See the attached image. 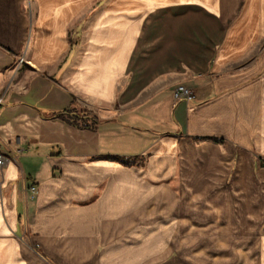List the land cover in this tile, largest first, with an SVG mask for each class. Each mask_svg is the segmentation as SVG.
<instances>
[{"label":"crops","instance_id":"0c3cea01","mask_svg":"<svg viewBox=\"0 0 264 264\" xmlns=\"http://www.w3.org/2000/svg\"><path fill=\"white\" fill-rule=\"evenodd\" d=\"M74 99L95 130L51 119ZM0 100V264L257 260L264 0H0Z\"/></svg>","mask_w":264,"mask_h":264},{"label":"rangeland","instance_id":"374dc122","mask_svg":"<svg viewBox=\"0 0 264 264\" xmlns=\"http://www.w3.org/2000/svg\"><path fill=\"white\" fill-rule=\"evenodd\" d=\"M107 5V4H106ZM103 9H106V7L103 5V6H101V3H99V4H96V5H93L92 4V6L89 8V10H90V18H91V23L94 21V17L101 11V10H103ZM88 14H89V12H88ZM88 17V16H87ZM79 22H81V19H78L76 22H75V24H74V28H73V30L71 31V32H74L75 31V28L76 27H78V25H79ZM22 60H24L23 58H20L19 59V64H23L24 62H22ZM15 68V66H12V70ZM44 77H48L47 76V74H45V76ZM49 87V86H48ZM52 87V86H51ZM53 88V89H52ZM51 88V91L49 92V94H48V97L50 98V97H53L54 96V94H55V91H53V90H55V87H52ZM59 89V88H58ZM53 93V94H52ZM59 93L61 94V96H63V93H62V90L61 89H59ZM58 101H59V104H60V106H62V105H64L63 104V100L61 99V98H59L58 99ZM76 105H78V109H81V110H88V111H90L88 108H86V107H84V106H82V105H80L78 102H77V100L76 99H74V101H73ZM93 114H94V116H96L97 118H98V120L100 119V117H99V115L97 114V113H95V112H93V111H91ZM103 130V129H102ZM263 160H264V157H262L261 158V164H262V166L264 167V164H263ZM263 228H264V225H263V223H261V224H259V226H258V228H257V230H253L254 232H255V234H254V232H251V236H247V238H245V242H247L245 245H246V247L248 248V247H251L253 250H255L254 251V253L253 254H255L256 255V257H257V260L255 261H252V262H250V264H258L257 262L259 261L258 260V257H259V252H260V249H258V243L257 244H255V241H257L258 240V238H260L259 236V234H260V232H264V230H263ZM246 233V235H248L249 233H247V232H245ZM242 235H243V232L242 231H240V230H236L235 232H232L231 233V235H228V236H226L225 238H227L229 241H219V242H221L220 244L222 245V246H220L219 245V247H216V244L215 243H209L208 242V244H206V245H208V246H210V247H208V252L209 253H213V254H220V258L222 257V256H225V255H229V254H231L232 253V249H234L235 250V252L234 253H237V251H239V250H241V249H243V247L241 246V245H239L238 243L241 241V240H243V238H242ZM245 235V236H246ZM264 235V234H263ZM208 237H210V235H207V236H205L204 238H207V239H211V238H208ZM244 237V236H243ZM240 238H242V239H240ZM218 239H223V237L222 236H220ZM205 242V241H204ZM244 242V241H243ZM228 244H230V246L228 245ZM232 248V249H231ZM264 255V254H263ZM222 259V258H221ZM221 259H219L218 260V263H215V264H243V263H232V262H222V260Z\"/></svg>","mask_w":264,"mask_h":264},{"label":"trees","instance_id":"16d2710c","mask_svg":"<svg viewBox=\"0 0 264 264\" xmlns=\"http://www.w3.org/2000/svg\"><path fill=\"white\" fill-rule=\"evenodd\" d=\"M51 119L59 120L80 130H95L100 124V119L91 111L81 110L75 104L51 114ZM119 161L126 163L129 159L118 158Z\"/></svg>","mask_w":264,"mask_h":264},{"label":"built area","instance_id":"2783aa9c","mask_svg":"<svg viewBox=\"0 0 264 264\" xmlns=\"http://www.w3.org/2000/svg\"><path fill=\"white\" fill-rule=\"evenodd\" d=\"M22 62H24V60H22ZM175 97L178 100H184L186 102H189L190 100L193 99L194 96H193L191 89L187 88L186 86H179L176 91ZM1 103H2V100H0V105ZM20 153L21 151H18L17 155H13V156H6L3 154H0V169H2L10 161L16 160ZM263 164H264V160H263ZM28 190L32 198L35 197L38 191L36 186L34 185H31L30 187H28Z\"/></svg>","mask_w":264,"mask_h":264}]
</instances>
